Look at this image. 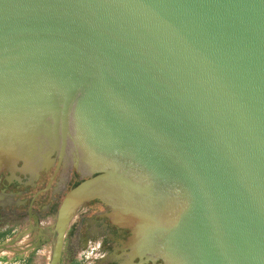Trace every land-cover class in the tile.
<instances>
[{"label":"water","instance_id":"water-1","mask_svg":"<svg viewBox=\"0 0 264 264\" xmlns=\"http://www.w3.org/2000/svg\"><path fill=\"white\" fill-rule=\"evenodd\" d=\"M66 144L47 264L94 199L119 264H264V0H0V171Z\"/></svg>","mask_w":264,"mask_h":264},{"label":"flooded vegetation","instance_id":"flooded-vegetation-1","mask_svg":"<svg viewBox=\"0 0 264 264\" xmlns=\"http://www.w3.org/2000/svg\"><path fill=\"white\" fill-rule=\"evenodd\" d=\"M41 160L43 169L37 176L27 172L22 174L17 170H14L12 174L8 171H0V191L5 193L0 197L1 205L4 216L11 222H17L23 217L32 222L34 218L39 217V211L34 207L35 201L29 208V201L33 195H35L34 200H40L39 205L44 217L51 212L52 207L56 209L62 196L70 187L88 176L82 167H79L78 171L73 169L72 153L68 144L63 151L58 146L48 156L44 155ZM20 165L21 161H18L17 166ZM17 199L23 200V202L15 201ZM106 210V205L98 200H91L70 224L68 230L77 229L78 232L85 230L87 233L103 234L108 243L106 245L103 242L99 246L103 251L99 258L101 264H119L125 257L115 249L118 245L116 238L118 235L125 236L127 230L104 223L106 219L101 218L100 214Z\"/></svg>","mask_w":264,"mask_h":264},{"label":"crops","instance_id":"crops-1","mask_svg":"<svg viewBox=\"0 0 264 264\" xmlns=\"http://www.w3.org/2000/svg\"><path fill=\"white\" fill-rule=\"evenodd\" d=\"M50 211L38 223L25 217L11 222L4 216L0 200V264H47L51 245L49 229L55 208ZM103 242L108 243L103 234L67 229L60 264H101L103 251L99 246Z\"/></svg>","mask_w":264,"mask_h":264}]
</instances>
